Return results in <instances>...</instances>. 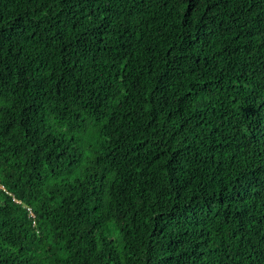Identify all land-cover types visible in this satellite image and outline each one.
I'll list each match as a JSON object with an SVG mask.
<instances>
[{
    "label": "trees",
    "instance_id": "obj_1",
    "mask_svg": "<svg viewBox=\"0 0 264 264\" xmlns=\"http://www.w3.org/2000/svg\"><path fill=\"white\" fill-rule=\"evenodd\" d=\"M0 264H264V0H0Z\"/></svg>",
    "mask_w": 264,
    "mask_h": 264
},
{
    "label": "clouds",
    "instance_id": "obj_2",
    "mask_svg": "<svg viewBox=\"0 0 264 264\" xmlns=\"http://www.w3.org/2000/svg\"><path fill=\"white\" fill-rule=\"evenodd\" d=\"M28 208H30V207L27 206V213H28V216H29ZM30 210H31V208H30ZM31 211H32V210H31ZM32 213H33V211H32ZM29 218L31 219V222L34 221V224H33V222H32V225H35V215H34V213H33V218L30 217V216H29Z\"/></svg>",
    "mask_w": 264,
    "mask_h": 264
},
{
    "label": "built area",
    "instance_id": "obj_3",
    "mask_svg": "<svg viewBox=\"0 0 264 264\" xmlns=\"http://www.w3.org/2000/svg\"><path fill=\"white\" fill-rule=\"evenodd\" d=\"M28 212H29V216L33 218V213H32V211L30 210V208H28ZM32 222H33V224H34V221H32Z\"/></svg>",
    "mask_w": 264,
    "mask_h": 264
}]
</instances>
